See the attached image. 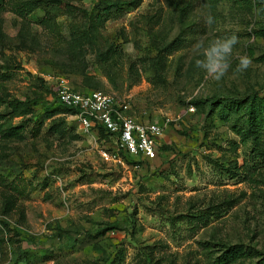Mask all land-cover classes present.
I'll list each match as a JSON object with an SVG mask.
<instances>
[{"label":"rangeland","instance_id":"1","mask_svg":"<svg viewBox=\"0 0 264 264\" xmlns=\"http://www.w3.org/2000/svg\"><path fill=\"white\" fill-rule=\"evenodd\" d=\"M23 1L0 0V264H264V115L251 131L210 101L264 95V9L139 0L95 23L97 8L128 0H37L20 13ZM233 34L216 80L196 62ZM61 79L159 124L156 150L106 158L111 136L84 131L75 113L46 117ZM231 244L253 255L219 262Z\"/></svg>","mask_w":264,"mask_h":264},{"label":"built area","instance_id":"2","mask_svg":"<svg viewBox=\"0 0 264 264\" xmlns=\"http://www.w3.org/2000/svg\"><path fill=\"white\" fill-rule=\"evenodd\" d=\"M56 96L64 105L77 108L75 114L84 131H98L102 126L113 138L116 150H103L104 157H116L119 152L150 155L156 150L163 128L155 122L123 112L110 94L99 89L71 88L61 79Z\"/></svg>","mask_w":264,"mask_h":264},{"label":"trees","instance_id":"3","mask_svg":"<svg viewBox=\"0 0 264 264\" xmlns=\"http://www.w3.org/2000/svg\"><path fill=\"white\" fill-rule=\"evenodd\" d=\"M139 0H128L124 5H119L120 3H110L104 7L97 8L95 11L92 12L93 20L95 23H100L103 19L108 17L111 12V8L114 7L115 9L120 8H126V7H133L138 4ZM240 2L243 5H249L252 6V0H240ZM255 3L257 6L264 9V0H255ZM38 6L37 0H28L18 3L15 6V10H17L20 13H27L32 11L34 8ZM255 32L257 35L264 36V23L259 24V26L255 29ZM50 93L56 98L59 105L56 107L49 109L45 111V116L49 117L53 114L59 113V112H69V113H76L77 108L70 107L67 105H64L61 103L56 93L50 90ZM205 99H193L190 102L197 105L200 102H203ZM30 101H35V99H23L18 100L14 99L12 102L14 106H19L21 103H28ZM211 103H224L229 108H233L234 110L240 112V114L244 117L246 120L249 130L256 131L257 125L259 124L260 119L264 115V95H259L255 91L252 93H249L244 96H220L216 95L210 98ZM4 117L3 113H0V129L2 128V125L4 122L1 121V119ZM23 127V123H18L14 125H7L6 129L3 131L4 133L11 134L15 133L18 130H20ZM98 132L105 133L108 135V132L102 127H98ZM116 225L114 223H106L105 226L100 228L99 230L102 231L105 228H115ZM253 251L246 246H243L242 244H231L229 246H226L223 251L219 255H217V259L219 262H230L234 261L238 258H243L245 256H252Z\"/></svg>","mask_w":264,"mask_h":264},{"label":"clouds","instance_id":"4","mask_svg":"<svg viewBox=\"0 0 264 264\" xmlns=\"http://www.w3.org/2000/svg\"><path fill=\"white\" fill-rule=\"evenodd\" d=\"M238 42L239 38L235 34L222 41L214 42L204 52L206 59L197 60V66L204 68L214 79H221L229 68L228 57L232 54L233 46ZM238 59V71L242 72L251 66L252 61L247 55L240 56Z\"/></svg>","mask_w":264,"mask_h":264}]
</instances>
